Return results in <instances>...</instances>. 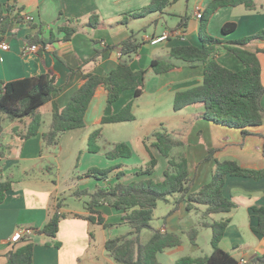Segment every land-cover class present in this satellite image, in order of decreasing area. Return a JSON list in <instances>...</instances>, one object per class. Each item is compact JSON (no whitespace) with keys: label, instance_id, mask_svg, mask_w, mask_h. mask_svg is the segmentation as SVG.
Masks as SVG:
<instances>
[{"label":"crops","instance_id":"obj_1","mask_svg":"<svg viewBox=\"0 0 264 264\" xmlns=\"http://www.w3.org/2000/svg\"><path fill=\"white\" fill-rule=\"evenodd\" d=\"M150 1L0 0L1 14L9 16L18 14L20 18L11 31L0 33V44L5 43L8 46L7 50L0 48V81L11 82L49 74L54 77L57 88L51 100L39 109L42 126L37 135L26 140L20 138L19 134L24 132L29 123L28 119L25 125L17 121H5L2 124L0 180H10L12 186L0 204V264H5L6 254L9 251L22 245L20 242L11 243L10 241L11 236L19 228H29L34 232L30 237L34 243L33 264H117L104 248L105 242L114 238L110 234V229L90 224L82 218L88 214L84 207L87 198L77 193L83 190L93 192L97 187L102 188L113 184L116 182L114 174L117 171L124 173L119 180L124 184L147 177L136 175L143 166L132 165L134 158L138 155L130 143L126 144L131 150V156L119 158L121 161L114 164L119 168L114 170L108 179L96 180L82 177L89 169L101 167L92 162L82 170L83 160L93 158V155L99 156L102 152H110L117 144L103 137L100 125H140L144 121L147 123L152 116L153 118L148 120L149 124L164 125V120L159 114L171 112V110L173 112L175 93L201 84L203 78L201 63L189 66L170 55V50L174 47L200 46V19L196 16L197 11L201 14L210 11L206 33L223 40L224 43L253 36L264 30V0H253L254 10H247L243 6L212 9L219 0H184L185 7L182 9V0H177L164 8L162 12H154L138 19L129 18L126 23L122 22L124 15L146 7ZM92 14L98 17L99 24L95 28L88 26ZM22 15L31 16L33 21H23ZM182 17H186V20L181 21ZM66 19L76 20L79 29L64 41L63 33L59 29L65 25ZM227 23H234L236 28L233 33L224 35L222 27ZM30 24L40 26L42 37L52 38V41L43 49L37 46L36 52L26 53L23 51L26 39L37 32V28L31 27ZM131 32L135 33L140 48L131 56L129 66L134 72L147 71L142 94L135 98L134 90H125L117 101L108 104L105 89L97 88L84 116L85 126L64 132L57 148L44 147L40 134L47 130L52 111L63 108L78 88L82 72L105 76L117 67L120 60L118 49H107L102 52L96 63L89 62L95 50L102 49L104 46H116ZM164 33H168L167 41L155 46L149 43L151 38ZM241 48L255 54L260 66L261 83L264 86V39L253 40ZM216 60L221 66L233 72L243 69L242 63L223 47L216 52ZM152 61L170 63L175 66V69L155 74L150 68ZM80 67L81 70H78ZM129 102H132V113L135 117L133 121L101 124L102 117L117 113ZM260 106L264 110V95L260 99ZM183 111L188 113L187 118L193 123L186 124L180 136L173 137L171 134L175 140H184V137L186 140L185 148H174L172 154H184L190 177L193 178V173L195 174L191 191H197L211 179V163H202L209 149L216 151L214 159L234 160L245 169L264 168V118L259 127L249 130L251 134L242 136L240 130H237L238 133L230 132L236 129L213 125L201 119L200 107H188L178 113ZM96 129H100V137L96 141L99 151L89 153L88 136ZM205 133L208 135L207 139L204 138ZM146 136L147 134L140 136L136 144L142 165L149 160ZM191 137H194L192 143H190ZM100 146L105 148L102 149ZM231 147L234 150L229 153L228 149ZM149 150L157 160L156 167L163 161L164 172L167 166L166 159L156 149L149 148ZM79 159H81L80 164ZM106 164L110 163L106 162ZM106 164L104 167L107 166ZM65 167V173H62ZM156 167L151 178L154 182L160 183L164 178L163 175L161 178L155 177ZM51 168L56 171L54 178ZM222 194L231 200L236 208L228 214L213 217L230 220L219 247L237 261L243 260L247 264L253 257L261 256L264 252L261 237L251 230L256 222L251 208L264 206V177L253 180L226 176ZM176 199L177 196H173L163 202L165 211L160 216L161 219L155 214L158 204L153 212V220L159 224L155 228L151 226L153 229L175 233L181 238L180 246L167 249L160 254L171 257L175 253L182 252L189 245L190 251L195 253V256L189 257H202L203 253L209 255L212 251L210 242V249L206 252L199 244V237L203 230H209L199 226L204 207L200 206L188 212L185 209V203L181 202L175 212L169 213ZM58 201L63 205L61 212L68 216L60 220L56 238L51 239L37 234V231L47 222ZM98 210L102 213L105 222L111 219L121 220V211L107 205L99 207ZM192 228L197 230L194 245L190 244L185 234ZM150 234L149 231L145 241ZM55 243L59 245L56 246ZM177 259L172 260L175 262Z\"/></svg>","mask_w":264,"mask_h":264},{"label":"trees","instance_id":"obj_2","mask_svg":"<svg viewBox=\"0 0 264 264\" xmlns=\"http://www.w3.org/2000/svg\"><path fill=\"white\" fill-rule=\"evenodd\" d=\"M177 0H151L150 3L133 13L124 15L123 23L131 19H138L154 12H162L164 8ZM243 6L247 10H254L253 0H219L215 3L217 7ZM210 14L200 15V46L184 45L174 47L170 55L189 66L201 63L203 66V78L198 86L178 91L173 99L172 109L174 112L188 107H200L202 112L200 118L214 125L230 129L240 130L242 136L251 134L250 129L259 127L264 118V110L260 106V99L264 95V86L260 78V66L254 53L241 48L247 43L264 39V30L259 33L239 40L224 43L223 40L214 38L206 33L207 18ZM19 15H3L0 13V33L11 31L14 24L19 22ZM182 17L181 21H185ZM76 20L66 19L65 25L60 27L63 40H68L75 34L79 27ZM98 17L92 14L88 26H98ZM37 28L34 36L26 39L27 45H36L43 49L52 41V38L42 37V28ZM234 23H227L222 27L224 35L235 31ZM94 44H96L94 42ZM236 57L243 65V69L237 72L228 70L221 66L216 60V52L219 48ZM140 43L136 40L135 33L113 47L96 49L95 54L89 62L96 63L102 52L107 49H118L120 60L117 67L105 76H98L90 72H82L81 82L73 92L67 104L61 109L52 111L50 123L45 132L40 134L42 145L46 148H57L60 137L68 130L84 127V116L92 101L97 88L103 87L106 91V102L112 104L117 101L125 90H134L135 98L143 92L146 70L134 72L129 66L131 56L136 54ZM150 68L155 74H162L175 69V66L163 61H152ZM81 70V67L78 69ZM57 91L55 79L49 74L28 77L11 82L0 81V136L3 132V121L21 122L29 120L23 133L19 134L21 139H29L37 135L42 126V118L39 109L51 100L53 93ZM135 119L132 113V102L127 103L120 111L110 116L102 117L101 124H115L131 122ZM100 137V129L92 131L87 140L89 153H97L99 147L96 141ZM146 150L149 160L144 168L136 173L138 176L147 178L128 184L119 180L124 175L122 171L114 174L116 182L107 187H97L93 192L83 190L77 193L87 199L84 207L87 216H82L90 224L109 229L112 225L105 222L99 207L107 205L122 212L121 224L126 225L129 231L123 235L108 239L104 248L108 255L117 264H159L158 254L167 249L176 248L181 245L178 234L161 232L151 227L153 212L158 202H166L169 197L177 196L169 213L178 209V204L185 203L186 211L204 207L201 213L200 227L209 229L211 232V253L202 257H181L174 264H239L229 253L219 247L220 240L230 222L229 218H213L216 215H225L232 212L236 205L223 196L222 189L226 176L249 178L258 180L264 177V168L259 170L245 169L234 160H214L210 181L201 186L197 191H191L194 180L190 177L187 160L184 154H172L174 148H183L184 143L171 137L164 128L152 132L145 137ZM154 148L166 159L167 166L163 172V181L156 183L151 176L157 165V160L149 150ZM214 149H209L205 160L214 157ZM110 159L129 158L131 150L125 143H117L112 151L107 152ZM115 167L109 170L91 168L84 178L106 180L113 173ZM10 180H0V204L4 201L6 193L11 189ZM62 203L58 201L54 206L45 225L37 231V234L55 239L59 223L62 218L68 216L61 212ZM255 224L251 227L253 233L259 235L264 245V206L251 208ZM74 217H81L73 215ZM144 230L150 231L146 242L140 241V234ZM190 244L194 245L197 230L192 228L185 233ZM22 245L12 249L6 254L5 264H33L34 243L30 238L19 241ZM18 243V242H17ZM58 246V243H55ZM247 264H264V252L261 256L253 257Z\"/></svg>","mask_w":264,"mask_h":264},{"label":"rangeland","instance_id":"obj_3","mask_svg":"<svg viewBox=\"0 0 264 264\" xmlns=\"http://www.w3.org/2000/svg\"><path fill=\"white\" fill-rule=\"evenodd\" d=\"M181 7H182V9H184V7H185V1L184 0L181 1ZM182 110H184V109H182ZM178 112H174V111L172 112V110H171V112L170 111L161 112L159 115L163 118L162 120H164L163 121L164 125H158V123L156 125L149 124L148 120H151L153 118V116H152L150 119L147 120V123L144 121L140 125H102V126L100 125V128H102L101 133H102L103 137L106 138V140L109 142H117V143L121 142V143H125V144L126 143L132 144L134 149L136 150L137 155H138V157L134 158L132 165L133 164H135L136 166L141 165L144 168V166L146 164L142 165L141 158H140V156L137 152V148H136V144H137L138 139L140 138V136H143L146 134L148 135V134H151L152 132L158 131L159 129H161V127L164 128L168 133L172 134L173 137L180 136L182 133V129L185 128L186 124L191 125L193 123V121H191V120L189 121V119L187 118V116H189L187 112H184V111L181 113H178ZM5 121H7V120H4L3 123ZM25 121H26V119L21 121V122H18V121L17 122L25 125V123H26ZM18 127H20V126H18ZM231 131L234 133H238L237 130H230V132ZM204 138L205 139L208 138V135L206 133L204 135ZM183 139L184 140H180V141L184 143L183 147L185 148V144H186L185 137ZM190 139H191L190 143H192L194 137H191ZM100 147L102 149L105 148V146H100ZM233 150H234V148L231 147L228 149V152L231 153V152H233ZM106 153L107 152H102V154H99V156L93 155L94 156L93 158L83 160L82 170H84V168H85V166H87V164L92 163V162H95L96 164L101 166L100 169H102V170H106V169L109 170V169L115 168L116 167V165H114L115 162L121 161V159H119V158L110 159L106 156ZM214 160H215L214 157L211 160H205V158H204L202 163H211L212 168H213ZM219 161H222V159H219ZM106 162H108L110 164L108 165V164H106ZM78 163L79 164L81 163V159H79ZM162 163H163V161L160 162V164L156 167V170H157L156 174H155L156 178H161L163 175ZM105 164L107 165L106 167H104ZM199 164H201V162ZM51 169H52V173H53L52 177L54 178V176L56 175V171L53 170V168H51ZM65 169H66V167L64 168V171L62 170V173H65ZM193 180H195V174L194 173H193ZM157 204H158V206L155 210V212H156L155 214H156V216H159V218L161 219L162 217H160V216H162L164 214V211H165V204L163 202H158ZM106 223L109 225H112L111 228H109L110 234L112 237L118 236L120 234H125L129 231V228L126 225L121 224L120 219H118V220L111 219L110 221H108ZM150 225L155 228L159 224L155 223V220H152ZM142 232L143 233L140 237V241L142 243H144V242H146L145 240L149 235V231L144 230ZM210 237H211L210 230H203L202 235L199 237V244L201 245L202 249L205 250V252L210 249V247H209ZM194 254L195 253H192L190 251V246L187 245L182 252L175 253L171 257L168 256L167 254H159L157 256V260H158L159 264H174L175 262L173 260H175L177 258L179 259V258L185 257V256H195ZM205 254L206 253H203V254H201V256L202 255L204 256Z\"/></svg>","mask_w":264,"mask_h":264},{"label":"built area","instance_id":"obj_4","mask_svg":"<svg viewBox=\"0 0 264 264\" xmlns=\"http://www.w3.org/2000/svg\"><path fill=\"white\" fill-rule=\"evenodd\" d=\"M201 13H199V11H197V18H200ZM22 20L25 22H32L33 18L31 16L25 15V16H21ZM168 39V33H164L160 36L157 37H153L149 40V43L152 46L158 45L160 43H163L165 41H167ZM0 48L2 50H7L8 46L5 43H1L0 44ZM38 50V47L36 45H25L23 47V51L24 52H36ZM33 230L29 229V228H19L18 230H16V232H14V234L11 236L10 241L11 243H17L20 240H22L23 238H30L33 235ZM239 264H245V262L243 260L238 261Z\"/></svg>","mask_w":264,"mask_h":264}]
</instances>
